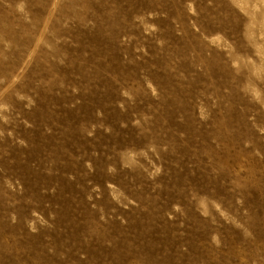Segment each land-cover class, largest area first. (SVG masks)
Wrapping results in <instances>:
<instances>
[{"label":"rangeland","instance_id":"rangeland-1","mask_svg":"<svg viewBox=\"0 0 264 264\" xmlns=\"http://www.w3.org/2000/svg\"><path fill=\"white\" fill-rule=\"evenodd\" d=\"M0 264H264V0H0Z\"/></svg>","mask_w":264,"mask_h":264}]
</instances>
